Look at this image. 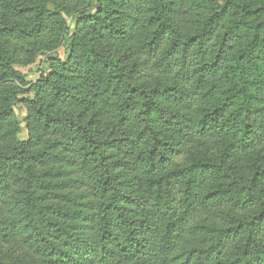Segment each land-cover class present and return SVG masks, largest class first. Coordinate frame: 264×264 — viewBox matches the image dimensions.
<instances>
[{
  "label": "trees",
  "instance_id": "16d2710c",
  "mask_svg": "<svg viewBox=\"0 0 264 264\" xmlns=\"http://www.w3.org/2000/svg\"><path fill=\"white\" fill-rule=\"evenodd\" d=\"M0 264H264V0H0Z\"/></svg>",
  "mask_w": 264,
  "mask_h": 264
},
{
  "label": "rangeland",
  "instance_id": "374dc122",
  "mask_svg": "<svg viewBox=\"0 0 264 264\" xmlns=\"http://www.w3.org/2000/svg\"><path fill=\"white\" fill-rule=\"evenodd\" d=\"M58 56L60 57V59L64 60V58H65L64 48H61L58 50ZM45 69H46V67L44 64L37 63V64H34L32 66H29V67L19 68V71L25 75V79L27 82L33 83L37 79V77L40 75V72L44 71ZM15 112H16L17 118L20 121H22L25 118L26 112H25V109L23 108L22 105H18L16 107ZM18 138L20 140L26 139V132H25L23 124L21 125L20 133L18 134Z\"/></svg>",
  "mask_w": 264,
  "mask_h": 264
}]
</instances>
